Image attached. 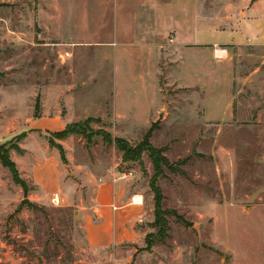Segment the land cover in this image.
Segmentation results:
<instances>
[{
  "label": "rangeland",
  "instance_id": "rangeland-1",
  "mask_svg": "<svg viewBox=\"0 0 264 264\" xmlns=\"http://www.w3.org/2000/svg\"><path fill=\"white\" fill-rule=\"evenodd\" d=\"M71 125L86 136L65 138ZM154 125V147L187 161L159 181L184 220L152 250L155 212L139 243L93 250L111 171L155 206L149 154L125 163L104 136L136 147ZM0 145L38 206L20 209L0 164V264H264V0H0Z\"/></svg>",
  "mask_w": 264,
  "mask_h": 264
},
{
  "label": "crops",
  "instance_id": "crops-1",
  "mask_svg": "<svg viewBox=\"0 0 264 264\" xmlns=\"http://www.w3.org/2000/svg\"><path fill=\"white\" fill-rule=\"evenodd\" d=\"M120 47V50H123L122 46ZM229 68L220 65L217 71L211 72L212 84L217 83L221 86L222 83L230 80L231 70ZM202 77V75L196 74L195 84L202 82ZM121 175L111 171L110 175L106 179H101V183L98 185L94 198L96 205L93 219L96 222L92 220L86 228V238L93 250L139 243L140 234H137L136 228L146 222L148 216L151 219L154 217L155 206L151 198L148 199L144 192L139 188H134L132 184L130 185L129 180L125 181ZM34 180L36 184L46 189L50 188V185L42 182L37 175ZM52 190H54L53 187Z\"/></svg>",
  "mask_w": 264,
  "mask_h": 264
},
{
  "label": "trees",
  "instance_id": "trees-1",
  "mask_svg": "<svg viewBox=\"0 0 264 264\" xmlns=\"http://www.w3.org/2000/svg\"><path fill=\"white\" fill-rule=\"evenodd\" d=\"M155 132V125L148 131L142 143L138 146L133 147L131 144L124 140L115 139L110 135L104 136V142L110 145H115L117 149L123 154V160L125 163H137L141 161L144 154H149L152 163L155 169V175L150 181V187L154 194L155 201V222L154 227L158 229L156 234H150L147 239V250H152L155 243L151 241L152 238L155 239V242L164 241L169 237L170 232V221L169 216L176 217L179 221H183V217L174 210H166L164 208L165 197L163 194V190L159 186V181L165 176V169L173 171L174 173H180L185 175L184 171L181 167L187 163V161L179 162L178 164H172L170 160L164 155L163 149H157L152 144V138ZM71 135H78L85 137L86 132L84 131V127L81 125H71L64 132L63 136L69 137ZM10 149H7V145H0V164L10 170L13 181L16 185L22 187L25 200L22 202L20 209L25 207H29L31 209H38V206L31 203L27 200L29 193L31 191L30 186L26 180H24L20 174V171L17 167V164L12 161L10 156Z\"/></svg>",
  "mask_w": 264,
  "mask_h": 264
},
{
  "label": "built area",
  "instance_id": "built-area-1",
  "mask_svg": "<svg viewBox=\"0 0 264 264\" xmlns=\"http://www.w3.org/2000/svg\"><path fill=\"white\" fill-rule=\"evenodd\" d=\"M228 55H229L228 49H219L218 48V49L215 50V58L218 61H224V60H226L227 57H228ZM129 176H131V175L124 174V177L125 178H128Z\"/></svg>",
  "mask_w": 264,
  "mask_h": 264
}]
</instances>
